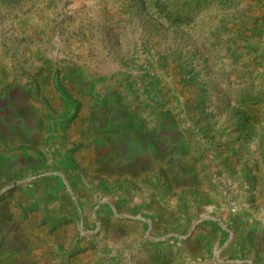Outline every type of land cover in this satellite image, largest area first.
Segmentation results:
<instances>
[{"label":"rangeland","instance_id":"1","mask_svg":"<svg viewBox=\"0 0 264 264\" xmlns=\"http://www.w3.org/2000/svg\"><path fill=\"white\" fill-rule=\"evenodd\" d=\"M0 126V264H264V0H0Z\"/></svg>","mask_w":264,"mask_h":264},{"label":"crops","instance_id":"2","mask_svg":"<svg viewBox=\"0 0 264 264\" xmlns=\"http://www.w3.org/2000/svg\"><path fill=\"white\" fill-rule=\"evenodd\" d=\"M28 131L29 130H26L25 127L21 126L17 128L12 126L9 128L0 126V178L8 177L14 172L19 171L20 168L17 169L16 166V161L18 159L21 157L24 159L27 157L30 158V153L22 154L21 157L18 158V156L14 154L15 151L9 149L10 144L15 143V139L29 138L30 133H28Z\"/></svg>","mask_w":264,"mask_h":264}]
</instances>
